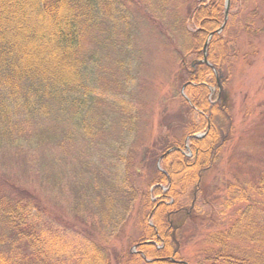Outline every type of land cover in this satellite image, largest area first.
<instances>
[{
  "label": "trees",
  "instance_id": "1",
  "mask_svg": "<svg viewBox=\"0 0 264 264\" xmlns=\"http://www.w3.org/2000/svg\"><path fill=\"white\" fill-rule=\"evenodd\" d=\"M192 4L184 17L179 12L173 23L180 35L174 50L179 67L174 84L179 92H187L189 101L178 94L180 102L190 105L199 121H190L178 139L155 142L154 150L148 151L152 159L147 165L149 154L138 159L111 155L101 167L81 164L74 180L80 185L87 183L89 195L82 194L76 213L92 223L93 231L84 222L76 228L70 219H51L40 197L0 177V264H177L156 259L177 255L175 234L190 218L187 209L192 213L202 206L198 199L204 176L224 143L217 130L221 114L225 123L231 122L224 87L232 77L242 41L264 33V0H229L226 18L225 0H193ZM121 7V0H0V135L11 137L15 145L34 143L27 118L51 115V109H56L73 127L65 134L67 139L76 131L84 134L88 143L93 142L105 125L94 122L90 113L96 100L106 97L93 95L100 59L93 49H86L85 43L91 36L98 39L96 34L107 32L106 19H114L113 14L119 15ZM210 33L206 58L212 69L198 61ZM113 94L107 96L112 103L124 101L123 94ZM127 104L118 112L129 137L134 113ZM11 109L20 110V118L14 119ZM202 127L207 132L204 138L189 139L192 160L178 154L182 139ZM200 143L205 146L197 145ZM169 150L172 152L162 155ZM164 160V169L157 171L156 164ZM182 164L195 170L194 174L186 173L191 182L183 195L171 171ZM140 166L147 170L138 182ZM160 184L166 186L165 193H160ZM106 187L116 193L111 194ZM242 191L238 200L247 206L238 211L227 229L206 237L199 264H264V172L255 188L245 194ZM156 196L162 202L169 199V204L156 206ZM260 197L263 199L258 200ZM155 230L162 245L159 250L146 243L156 238ZM138 250H143L147 259H156L146 263Z\"/></svg>",
  "mask_w": 264,
  "mask_h": 264
},
{
  "label": "rangeland",
  "instance_id": "2",
  "mask_svg": "<svg viewBox=\"0 0 264 264\" xmlns=\"http://www.w3.org/2000/svg\"><path fill=\"white\" fill-rule=\"evenodd\" d=\"M121 1L120 17L113 14L114 19H106L104 28L107 32L96 34L100 37L98 39L91 36L85 43L86 49H93L100 59L95 73L96 84L92 87L93 95L106 97L101 101L97 99L90 113L94 122L105 125L93 142L88 143L87 137L76 131L72 139H67L65 134L73 127L66 115L56 109H51V115L35 114L27 118L29 131L36 138L34 143L24 141L21 145H15L11 137L0 135V177L40 197L47 211H50L48 215L51 219L54 220L55 216L70 219L76 228L84 222L92 231V223L79 218L76 213L82 194L89 195L85 190L87 183L80 185L74 180L75 174L81 172V164L88 162L101 167L104 160L111 159V155L112 158L116 155L118 158L132 156L138 159L149 154L145 158L147 165L151 162L150 153L154 150L155 142L178 139L190 121H199L198 113L190 111V105L180 102L178 94L189 101L187 92H179L174 84L179 69L174 50L180 44V35L173 23L179 12L183 13V17L187 14L193 0ZM247 37L249 40L246 38L240 44L241 53L233 66L232 77L227 85L225 83L231 122L225 123L221 114L222 120L217 130L222 134L224 143L211 170L204 176L198 199L202 206H197L192 213L187 209V217L190 218H186L175 234L177 255L147 259L144 251L138 250L146 263L156 259L199 264L200 251L206 248V237L229 227L238 211L247 206V203L238 200L239 191L249 193L264 172V33L258 37ZM250 39L253 45L249 44ZM203 60L202 55L198 61ZM203 64L212 69L207 58ZM25 85H20L21 92ZM113 93L123 94L121 98L124 101L112 103L107 96ZM126 102L134 113L129 137L128 127L118 112L126 106ZM10 115L17 119L21 112L11 109ZM204 128L182 139L183 145L177 148L178 154L191 161L193 151L189 139L204 138L209 130L208 127L206 131ZM197 145L205 146L202 143ZM118 148L121 150L117 151ZM176 156L171 159L173 163ZM165 161L156 164L157 171L164 169ZM138 170L141 171L137 175L140 179L136 178V181L140 182L147 169L140 166ZM171 171L180 194H187L191 179L186 177V173L194 174V168H185L182 164L180 167L173 166ZM106 190L111 194L116 193L109 187ZM159 191L165 193L166 186L160 184ZM160 198L153 197V202L160 201ZM168 202L169 199L163 200V205L166 206ZM164 220L171 223L168 217H164ZM130 222L128 220L126 227L128 234ZM150 223H153L152 219ZM122 236L121 233L118 239ZM156 239L151 238L146 243L159 250L162 245ZM133 251L137 250L133 248Z\"/></svg>",
  "mask_w": 264,
  "mask_h": 264
},
{
  "label": "water",
  "instance_id": "3",
  "mask_svg": "<svg viewBox=\"0 0 264 264\" xmlns=\"http://www.w3.org/2000/svg\"><path fill=\"white\" fill-rule=\"evenodd\" d=\"M228 3H229V0H225V18L227 16V11H228V7H229ZM222 28H223V25L221 26V28L218 31H216V33H219L222 30ZM212 35H213V33H210L208 35L207 40L205 41L204 46H203V58H204V60L202 61L203 63L206 62V46H207L209 40L211 39ZM177 263L178 264H186V263H184L182 261L181 262H177Z\"/></svg>",
  "mask_w": 264,
  "mask_h": 264
},
{
  "label": "bare ground",
  "instance_id": "4",
  "mask_svg": "<svg viewBox=\"0 0 264 264\" xmlns=\"http://www.w3.org/2000/svg\"><path fill=\"white\" fill-rule=\"evenodd\" d=\"M210 24H211V23H210ZM215 33H216V32H215ZM206 118H207V116H206ZM207 127L209 128V122H207ZM161 203H163V202H162L161 200H160V201L158 200V202L156 203V206H157L158 204H161ZM149 225L153 226V223L151 224V223H150V220H149ZM155 235H156L157 238H160V236H159L157 230H155ZM177 262H178V261H177Z\"/></svg>",
  "mask_w": 264,
  "mask_h": 264
}]
</instances>
